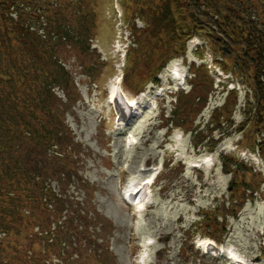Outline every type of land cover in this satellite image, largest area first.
<instances>
[{
    "label": "trees",
    "instance_id": "trees-1",
    "mask_svg": "<svg viewBox=\"0 0 264 264\" xmlns=\"http://www.w3.org/2000/svg\"><path fill=\"white\" fill-rule=\"evenodd\" d=\"M17 1L0 0V230L8 231L0 243V264H90L87 260L102 238L98 232L107 230L108 225L96 211L91 215L81 201L66 193L71 182L82 181L76 169L79 143L65 120L67 103L54 88L62 87L69 101L78 98L79 91L70 71L58 63L53 52L67 42L86 58L92 52L100 57L90 47L98 21L102 25L97 0H63L45 12L49 31L58 26L65 31L63 43V36L60 41H45L27 26L35 13L20 9L17 19L10 16V8ZM23 1L39 4L38 0ZM123 3L129 21L133 22L135 13H139L148 23L144 29L132 24L138 45L131 50L124 83L140 91L150 80L158 81V71L172 57L184 54L188 36L203 31L215 49L224 54L225 65L254 89V103L249 102V107L256 111L249 122L256 132L263 130L264 0ZM222 45L228 47L227 52L219 49ZM193 82L201 88L177 94L180 106H176L172 118L166 119V125L188 128L193 121L187 123L185 117H176L177 111L199 113L206 104L212 83L205 71L200 69ZM235 102L232 93L223 109L214 111L215 126L209 127L210 131L222 128L223 118L232 121ZM198 132L200 140L205 139L203 130ZM222 161L224 170L232 171L234 178L229 205L224 201L217 208L226 217L236 214L246 193L252 196L261 188L262 175L228 155H222ZM52 179L59 181L64 194L45 185ZM202 222V226H208L206 232L222 238L225 227L216 217L203 213ZM52 257L61 262H54Z\"/></svg>",
    "mask_w": 264,
    "mask_h": 264
},
{
    "label": "rangeland",
    "instance_id": "rangeland-1",
    "mask_svg": "<svg viewBox=\"0 0 264 264\" xmlns=\"http://www.w3.org/2000/svg\"><path fill=\"white\" fill-rule=\"evenodd\" d=\"M109 3L111 0H97L96 8L102 23L104 22L102 11ZM100 24L101 21H98L93 30L95 36L100 31ZM111 27L101 32L99 39L102 45L112 39ZM39 35L45 41L49 39L60 41L63 36L60 43L66 42L64 40L66 33L60 26L48 33L40 32ZM53 53V57L58 58V63L70 71L79 91V97L69 101L62 87L54 88L57 95L67 103L65 120L79 143L76 169L82 181L71 182L66 193L81 201L82 206L89 210L91 215L96 211L108 225L107 230L98 232L103 238L98 242L101 246H94L93 256L87 262L233 264L227 258L204 256L197 250L190 252L185 245V242L189 243L191 237L187 232L194 228L195 220L199 219V212L214 208L223 199H228L230 189L233 188L230 183L232 175L222 169L220 155L228 152L232 141L239 144L238 140L245 133L238 127L240 124L237 127L234 125L225 127L228 123L224 120L221 131L228 135L212 150L209 147L211 137L215 135L216 139L218 132L210 134L208 126H205L210 124V122L207 124L208 111L223 104L226 93L216 89L205 110L202 108L199 113L187 115L186 111H177L176 117L181 119L185 117L187 123L193 121L191 125L188 124V128L181 124L174 127H171L173 124L166 125V119L172 118L176 106H180L178 96L173 95L176 92V85H168L169 77L167 79L164 77V74H168L166 71L170 67L168 65L161 79L168 95H160L162 99L158 100V107L155 108L153 105L146 108L140 117H134L129 124L123 126L116 121L108 99L110 79L113 75L111 65L105 68L95 52L86 58L79 53L78 48L67 42L66 45L54 49ZM82 61L84 65H81ZM97 62H100V65ZM185 68L188 69L186 62ZM188 74L192 76L194 70ZM151 87L152 83L146 86L145 95L154 98V93L150 95ZM195 88L199 90L201 86L196 87L194 84L192 91ZM170 91H173V94ZM125 92L129 96H136L138 93L136 86L126 83ZM233 118L237 123L241 121L238 112ZM198 128H202L205 135L203 142L200 140ZM127 134L134 136L133 141L127 140ZM241 141V148L257 151L256 140V145H252L247 137ZM204 156L212 157L215 162L213 168L207 169L204 166L202 170L183 164L186 161L189 163L192 158ZM162 164H167V168L165 167L161 176L156 178L152 187L153 196L150 199L152 206L144 211L131 207L124 198L127 185L131 181L138 182L149 178L154 172L151 167L155 166L160 170ZM49 181L46 186H51L55 193L64 194L63 186L61 187L58 180ZM260 187L258 193L255 192V197L246 193L244 198L251 199L244 204L240 200L243 206L238 207L237 217L229 216L230 230L221 244L231 246L241 255L256 258L258 264H264L263 174ZM151 240L155 243L149 248L148 255L145 253V247Z\"/></svg>",
    "mask_w": 264,
    "mask_h": 264
},
{
    "label": "bare ground",
    "instance_id": "bare-ground-1",
    "mask_svg": "<svg viewBox=\"0 0 264 264\" xmlns=\"http://www.w3.org/2000/svg\"><path fill=\"white\" fill-rule=\"evenodd\" d=\"M174 69H176V73L180 75L179 70H178L176 64H175V65H171L170 68H169V70H168V72H169V73L171 72V74H172V73H174ZM169 75H170V74H169ZM136 187H137V186H132V187L129 189L128 193H130V192H135V191H136ZM204 243H205V242H204Z\"/></svg>",
    "mask_w": 264,
    "mask_h": 264
}]
</instances>
